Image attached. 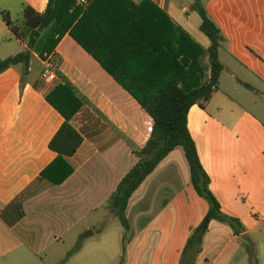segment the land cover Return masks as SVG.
I'll return each instance as SVG.
<instances>
[{"label":"crops","instance_id":"obj_1","mask_svg":"<svg viewBox=\"0 0 264 264\" xmlns=\"http://www.w3.org/2000/svg\"><path fill=\"white\" fill-rule=\"evenodd\" d=\"M131 1L139 6L145 0ZM150 1L209 48L200 19L191 18L194 25L184 17L193 16L191 3ZM48 3L0 0V45H6L0 61L27 49L3 13L19 23L26 7L44 13ZM208 11L220 20L232 62L221 60L220 89L205 108L190 109L188 127L223 213L239 219L246 231L236 236L213 221L194 264H264V118L258 112H264V0H210ZM13 12L21 16L14 19ZM13 40L22 51H10ZM54 55L58 78L52 83L42 80L43 59L36 53L28 73L19 65L0 74V264H15L11 255L16 251L32 254L35 261L53 252L61 264H181L192 232L209 210L192 186L184 151L169 154L131 197L129 229L116 225L108 235L117 219L110 198L138 163L136 152L146 146L153 120L69 34ZM242 70L248 74L245 80L238 76ZM67 81L84 103L72 120L83 143L66 158L73 174L56 185L41 174L57 158L50 142L64 118L47 96ZM123 235L124 249L117 242Z\"/></svg>","mask_w":264,"mask_h":264},{"label":"trees","instance_id":"obj_2","mask_svg":"<svg viewBox=\"0 0 264 264\" xmlns=\"http://www.w3.org/2000/svg\"><path fill=\"white\" fill-rule=\"evenodd\" d=\"M206 1L194 0L192 10L199 16L200 31L210 40L208 49L150 0L139 6L131 0H91L87 8L77 6L76 0H49L44 13L26 7L19 23L3 13V20L27 49L1 60L0 74L19 65L28 73L34 53L42 59L46 54L54 55L60 41L69 34L152 118L151 136L146 146L136 152L138 163L110 198L111 211L125 229H129L127 208L131 197L169 154L183 149L192 186L206 200L209 210L192 232L181 264L195 263L213 221L229 226L236 236L246 231L239 219L223 213L188 127L190 109L195 105L206 107L219 91L225 70L220 48L226 38L208 13ZM127 68L131 74H126ZM47 101L63 116L64 123L50 142L57 158L41 176L60 185L74 172L66 158L74 156L83 143L72 120L84 103L70 83L56 86Z\"/></svg>","mask_w":264,"mask_h":264},{"label":"rangeland","instance_id":"obj_3","mask_svg":"<svg viewBox=\"0 0 264 264\" xmlns=\"http://www.w3.org/2000/svg\"><path fill=\"white\" fill-rule=\"evenodd\" d=\"M177 2H180L181 4L182 3H187V2H189V3H191V4H193V2H194V0H176ZM210 2V0H207L206 1V4H205V6H206V8H207V10H208V3ZM188 10L189 11H191V13H192V15L193 16H191V17H188V14H190V13H187V14H185L184 15V17L186 18V19H194L195 18V15H196V17H197V19H199V16L197 15V13H195V12H193V10H192V5H190L189 7H188ZM208 13L210 14L211 13V11L209 12L208 11ZM212 14V13H211ZM210 14V16L212 17V15ZM12 16H13V18L14 19H17V18H19V16H21V15H17L15 12H13L12 13ZM170 16L172 17V19H174L175 18V20H176V18L177 17H174V15H171L170 14ZM191 19V23H193L194 25H195V21L194 20H192ZM212 19L215 21V23L216 24H218L219 25V23H220V20H219V18H215V17H212ZM218 20V21H217ZM176 22H178L177 20H176ZM222 33H223V35L224 36H226L225 35V33L222 31ZM12 37V36H11ZM6 43H8V42H6ZM10 43V42H9ZM5 43H3V45H0V54L2 55V54H5L4 52H2L1 51V47H3V48H5ZM229 45H227V44H223L222 45V49L223 50H221V60L224 62V63H226V64H231V60H229V56H228V54H227V52H228V47ZM9 48H10V51H12V52H20V51H22L23 49H22V47L21 46H19V44H17V42H16V40H13V43L12 44H9ZM225 50V51H224ZM240 58H244L245 56L244 55H242V53H240L239 55H238ZM239 75V78H241L242 80H245V78L247 77V72L245 71V70H242V71H240L239 73H238ZM230 77L228 76V74L227 73H225L224 74V83H225V85L226 86H230V83H229V79ZM66 83H69L68 81L66 82ZM258 111V110H257ZM259 112V114H260V116L262 117V118H264V112H262V111H258ZM177 149H179L180 151H183V149L182 148H177ZM118 219V218H117ZM116 218H113V221H116V222H113V223H110L111 225H112V230L111 231H109V233H108V235L109 234H111V233H113L114 232V227L117 225V227H120L121 228V223H120V221H119V219L117 220ZM97 235H98V233H97ZM113 236V235H112ZM106 237H108V236H106ZM125 238H126V235H123L121 238H117V242H118V245L119 246H121L123 249H124V246H125V244H126V240H125ZM105 240H106V242H107V240H108V238H105ZM91 241H94V239H92ZM108 243H110V244H112L113 243V241H108ZM70 243H68V245H69ZM45 254H46V256H48L47 258L45 257ZM44 255H42L43 257H45V260L44 261H41V260H38V261H35V260H32V254H30V253H22V252H20V251H16V252H14L11 256H13V259H14V263L15 264H61V263H59V262H57L56 260L58 259V258H56V257H53L52 256V254H53V252H48V253H45ZM61 254H63V256H65V254H66V251H63ZM41 257H39L38 259H40ZM34 259V258H33ZM41 261V262H40ZM100 264H108V263H105V261L103 260V261H101L100 262Z\"/></svg>","mask_w":264,"mask_h":264},{"label":"built area","instance_id":"obj_4","mask_svg":"<svg viewBox=\"0 0 264 264\" xmlns=\"http://www.w3.org/2000/svg\"><path fill=\"white\" fill-rule=\"evenodd\" d=\"M91 4V0H76V5L82 8H87ZM43 70L41 78L47 83H52L57 80V64L53 54H46L43 58Z\"/></svg>","mask_w":264,"mask_h":264}]
</instances>
